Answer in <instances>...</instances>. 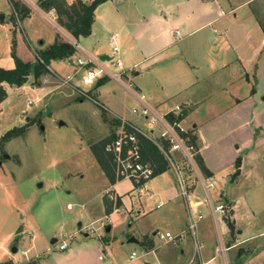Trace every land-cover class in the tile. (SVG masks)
Here are the masks:
<instances>
[{"label":"rangeland","instance_id":"374dc122","mask_svg":"<svg viewBox=\"0 0 264 264\" xmlns=\"http://www.w3.org/2000/svg\"><path fill=\"white\" fill-rule=\"evenodd\" d=\"M18 1L35 10L29 5V3L35 5V0H29V3L26 0ZM83 1L89 3V0ZM181 1L185 0L175 2L109 0L97 6L96 30L102 27L103 30L105 29V36H109L110 31L121 34L120 27L123 26L133 33L135 50L130 60L124 61V68L127 71L125 78L133 90L139 92L137 87L146 86L145 83L148 84V89H152L154 85L160 84L162 73L177 69L176 60L182 64L183 59L179 54L176 53L175 58L171 56L172 52H176L179 48L177 46L171 50L172 52L160 51L133 71L127 70L131 62L143 60L149 54L143 48L145 43H149V50L155 52L161 48V45H165L163 43L165 40H169L167 27L165 33L159 34L160 41L152 42L150 36L153 31L160 30L159 26L160 31L164 32L162 28L164 26L160 22L170 21L172 18L171 10L166 16L160 14L163 11L161 5L167 4L166 8L170 9L174 5H179ZM227 5L224 3V6ZM251 7L258 20L264 25V0L254 2ZM0 9L9 13L12 11L11 4L7 0H0ZM12 17L14 27H18L17 32L14 31L11 23H0V67L5 69L15 67L12 50L9 51L12 49L10 45L12 35L16 40L17 57L25 62H32L36 60L32 44L39 45L38 36L41 37L39 40H47L48 36L56 32L51 24L44 21H41L42 24L33 22L31 27L23 25L20 29L19 16L12 14ZM56 23L58 24L57 20ZM170 38L178 39L172 36ZM94 39L95 37L89 41L92 42ZM79 42L90 49L89 43L84 38H80ZM101 42L104 51L111 55V46L105 40ZM93 51L99 53L97 50ZM52 68L56 69L55 65ZM110 68L116 71L112 66ZM138 71L147 73L136 77L135 73ZM61 74L63 75L50 71V74L41 79L39 86L33 85L32 81L20 88L6 86L7 99L0 104V140L10 130L20 131V136L3 143V149L0 150V264H41L47 257L52 262L57 258L55 251L62 253L59 246L63 241L67 242L69 249H74L82 242L101 245L102 239L114 237L118 240L117 245L125 242L123 247L118 248L119 262L132 261L130 255L134 247H136L137 259L143 261L145 260L143 246H133V243L130 246L127 242L135 237L139 240L142 234L154 238L157 245L167 241L164 235L168 224L156 219L157 215L162 214L166 209H156L160 200L157 193L167 184L175 185V172L170 169L165 176L151 181V194L134 190L128 195L127 201L134 204L132 218L120 211L110 219H93L95 221L88 219L81 204L90 201L92 205H100L101 196L102 199H113L112 207L116 208L115 204L118 201L115 195L112 196L113 192L106 187L108 176L105 171L103 173L95 157L94 148L115 134L119 129L115 121H122L119 118L130 121L144 130L147 128L145 121L133 113V109L137 107L136 101L114 81L104 82L100 87L95 85L92 88L78 86L74 88L61 81L68 73ZM102 87L103 89L100 90ZM99 90L101 94H98ZM30 101L33 104H29ZM159 111L163 112L162 109ZM60 122H64L65 125L60 126ZM254 122H249L247 127V121H244L243 125L241 123L239 126L241 132L238 135L243 136L245 140L250 136L249 141L245 143L248 142L255 149L244 162L243 176L241 177L242 174L239 177L233 176L234 165L233 170H229L232 174L229 179L223 184L217 183L213 191V199L215 205L220 203L217 197L223 185L224 190H228L232 198L239 203L238 222L242 225V229L249 226L250 233L261 234L264 233V142L254 136L256 133V126L252 125ZM41 126H44V131L41 130ZM188 131L191 133L190 130ZM156 134H159L158 129ZM224 142L217 144L216 147L225 146ZM216 147L209 148L208 153L211 155L215 153ZM6 154L10 156L9 159L4 158ZM238 158L239 156L235 157L234 164ZM180 166L184 168L185 178L192 194L193 189L197 187L195 177L183 163ZM40 184L42 186H39ZM125 185L128 187L130 184L125 182ZM202 198H204L203 194ZM224 200L221 199L223 202ZM225 202L224 206L229 218L233 202H227V199ZM69 204L72 208H68ZM142 210L146 211L145 216L137 213ZM204 217V223L209 221L207 209H204ZM110 224L113 230L107 233L106 229ZM20 226H23V232L17 235ZM152 228L157 229L152 231ZM169 228L172 229L171 226ZM234 228L231 232L232 238L228 240L225 225L220 226L222 241L226 238L225 247L237 244L227 253L228 264H264V235L243 241V237L237 234V227ZM154 232H159L161 237L153 236ZM197 233L200 238L199 230ZM85 234L89 237L86 238ZM53 239H57L55 245L51 244ZM15 240H18V253L12 254L10 246ZM213 264H223L222 257L217 255Z\"/></svg>","mask_w":264,"mask_h":264},{"label":"crops","instance_id":"0c3cea01","mask_svg":"<svg viewBox=\"0 0 264 264\" xmlns=\"http://www.w3.org/2000/svg\"><path fill=\"white\" fill-rule=\"evenodd\" d=\"M7 1L11 4L9 0ZM35 1L34 6L38 9L34 11L30 9L31 12L28 16L19 17V28L21 29L23 25L31 27L33 22L42 24L44 21L49 25L51 24L56 32L48 36L47 40H39L41 37L38 36L39 45L34 46L32 44V48L35 49L34 52L51 46L58 40L59 36H62L59 30L62 28L56 23V13L53 10L49 12L42 11L38 7V0ZM175 1L170 0V2ZM256 1L258 0H185L181 1L179 5L170 7V9L166 8L167 4L161 5L163 11L160 14L166 16L168 11L171 10L172 18L170 21L160 22L164 26L162 27L164 32L160 31L161 27L159 26L160 32L158 30L153 31L150 36L151 41H160L159 34L165 33L166 27L169 36L178 39L175 40L169 37V40L163 42L165 45H161V48L155 52H151L149 43H145L143 48L149 54L143 60L131 62L127 69L128 72L133 71L142 63L151 60L160 51L170 52L177 46L179 47L176 52L171 51L173 58L177 53L183 59L182 64L176 60L177 69L175 71L162 74L160 72L162 75L159 80L160 84L154 85V89L151 86L152 89H148L147 83H145L146 86L140 85L137 88L153 107L158 111L159 109L163 110V112L159 111L161 114L173 113L178 115V113L184 112L182 126L186 130H190L197 138V154L202 158L207 171L211 174L209 177L204 176L212 180L215 189L218 182L223 184L232 175L229 170H233L235 157L238 156L242 158V177L244 162L255 151L248 142L245 143L249 141L250 136L245 140L243 136L238 135L241 132L239 128L241 123L243 125L244 121H247L246 126L248 127L249 122L255 121L252 123L256 126L254 136L259 137L258 139L264 142V28L251 7ZM66 2L72 4L75 0H66ZM224 3L228 5L224 6ZM11 10V13H9V11L5 12L0 9V14L4 15V20L0 23H11L14 27L12 14H16V12L12 4ZM95 23L96 15L92 34L88 38H84L90 46V49L86 48L87 51L93 55L110 57L104 51L101 41L105 40L111 46V35L118 34L125 67L124 61L130 60L135 50L133 33L127 27L122 26V28L120 27L121 34L117 31H110L109 36H105V29L103 30L100 27L96 30ZM17 30L18 27H14V31L17 32ZM12 36L10 38L11 47L16 41ZM93 37H95L94 41L90 42L89 40ZM11 50L9 49L10 52ZM93 50H97L99 53H95ZM53 65L56 69L52 68ZM51 68L61 76L63 75L62 72L69 74L73 73L75 69L71 65V61L54 62ZM143 71L136 72L135 76L140 77L147 73ZM75 82L74 84H77V81ZM100 90L98 94H101ZM219 141H226L224 142L225 146L216 147L217 144L221 143ZM211 147H216L213 156L208 153V149ZM114 169L113 177L116 182H111L106 176L108 179L106 187L113 192L112 196L115 195L119 199L121 206L113 208V199H102L101 196L100 205H92L90 201L81 204L84 206L82 208L85 216L91 221H95L93 219H110L120 211L125 212L129 218H132L134 204L130 203L129 200L127 201L128 195L134 190L151 194L150 182L155 181L158 177L165 176L172 168L168 162L167 171L153 176L141 189L133 181L121 179L116 167ZM125 182H129L130 185L127 187ZM239 183L240 180L237 184L239 185ZM218 192L217 200L220 202L219 204L224 205L226 199L227 202H233L229 218L227 217L224 223L219 225L215 223L210 208L204 204L203 192L198 185L193 189L190 197L186 198L181 195L180 184L176 175L175 185L167 184L166 187L160 189L157 193L160 200L156 209H166L162 214L157 215L156 219H160L161 223L168 224L166 233L170 232L174 236L182 235L183 238L178 242L167 239L166 242L159 245L148 234H142L137 243L129 242L131 238L127 242L128 245L131 246L133 243V246H143L142 249L145 251V260L143 261L135 259L119 262L117 260L118 248L123 247L125 242L117 245L118 240L114 237L102 239L101 245L82 242L74 249H69L66 242L67 249L65 251H60L62 253L55 251L56 260L53 259L54 261L51 262L47 257L41 264H188L191 262L213 264L218 254L219 237H223L220 229L221 225H225L226 238H232L228 219L233 227H237V234L243 237V241L264 235V233H250L249 226L245 228L243 226L244 229H242V225L238 222L240 215L238 201L232 198L228 190H224L223 185ZM221 199H225L224 202ZM199 203L202 205L198 206ZM108 208L111 211L110 214L107 213ZM204 209H207L209 214V221H206V223H204ZM196 211H201L204 218L198 221L195 235H193L189 230V221L191 217H196ZM137 213L143 216L147 214L145 210L137 211ZM96 215L98 216L94 217ZM170 226L172 229L169 228ZM108 228H110V231L107 233H111L113 226L110 224ZM155 229L152 228V231H155ZM198 230L200 238L198 237ZM157 233L154 232L153 236L158 237L160 234ZM245 234L247 235L244 236ZM85 237L88 238L89 235L85 234ZM226 238L223 241L224 244ZM235 246L237 244H231L228 251ZM135 248L132 249V253L135 252Z\"/></svg>","mask_w":264,"mask_h":264},{"label":"built area","instance_id":"2783aa9c","mask_svg":"<svg viewBox=\"0 0 264 264\" xmlns=\"http://www.w3.org/2000/svg\"><path fill=\"white\" fill-rule=\"evenodd\" d=\"M29 3V0H26ZM31 8H38L29 3ZM59 29V27H58ZM61 35L74 47L76 55L71 60L74 66V72L62 77V83L82 88H92L99 80L108 78L125 89L136 101L137 107L133 113L145 121L144 130L129 121L122 120V125L115 133V137L105 147V151L112 157L117 173L121 179L131 180L137 186L144 187L154 176V168L150 162L144 161L142 155L141 138H146L155 143L161 152L166 156L170 167L176 172L180 184L181 195L190 197L188 181L185 178L184 168L180 166L183 163L195 177L197 185L201 188L206 204L213 215L216 224L224 223L228 217L226 207L222 204L215 205L213 191L215 184L211 179L205 177L196 161V147L191 143L189 131L182 126V122H172L167 114H161L145 98V96L132 89L126 81L127 71L124 68L123 57L119 45L118 34H112L110 37L112 54L107 60H102L100 55H93L79 42V40L70 36L63 29H59ZM110 66L116 69L113 71ZM54 73V71L49 68ZM77 84L74 85V82ZM46 82V80H45ZM29 104H33L32 101ZM179 110V109H178ZM179 114V113H178ZM158 129V135L155 136ZM168 146V149L165 146ZM202 205L201 203L197 204ZM72 208V205L68 206ZM195 218H190L189 230L195 235L198 221L204 217L201 211L195 212ZM160 234L159 232L157 233ZM29 235L32 236L31 233ZM34 238V237H32ZM164 238L178 242L183 236H174L170 232L165 233ZM67 249L66 242L59 246L60 251ZM229 248L225 247L222 237H219V246L217 255L223 259V264L227 262V252ZM138 258L136 252L130 255V260Z\"/></svg>","mask_w":264,"mask_h":264},{"label":"trees","instance_id":"16d2710c","mask_svg":"<svg viewBox=\"0 0 264 264\" xmlns=\"http://www.w3.org/2000/svg\"><path fill=\"white\" fill-rule=\"evenodd\" d=\"M9 1L19 17L23 18L30 14V9L23 5L20 1ZM107 1L109 0H93L86 3L83 0H77L72 4H69L66 0H38V7L45 12L53 10L57 16L58 25L70 36L79 40L80 38H88L92 34L95 10L98 5ZM35 54L36 60L34 62H25L17 57L15 52V43H13L12 56L15 60V67L13 69L0 68V104L7 99L8 94L6 86L20 88L28 84L30 81H32L33 85L39 86L41 84V79L50 74L49 68L52 63L73 60L76 55V50L63 36H59L58 40L54 44L43 50H37ZM107 81H109L107 78L101 79L98 81L96 86L100 87ZM184 116V112H181L178 115L170 113L168 114V119L172 122H182L184 120ZM115 122L118 126L122 124L121 121ZM188 135L191 143L197 149V138L192 134V132H189ZM18 136H20V131L18 130L14 129L8 131L0 140V150L3 149V143L9 142ZM114 137L115 134L105 139L94 148V154L97 161L101 165L103 171H105L110 181L113 183L116 182V179L113 177L115 165L112 157L105 152V147L107 143L114 139ZM141 143L143 159L144 161L152 164L154 168V176L166 172L168 169V161L158 146L146 138H141ZM165 147L168 149L167 145ZM196 161L202 173L209 177L211 174L207 171L202 158L198 154L196 155ZM241 167L242 158L239 157L235 163L234 177L240 176ZM120 206L121 203L118 199L116 207L119 208ZM107 213H111L109 208L107 209ZM228 225L231 232H233L234 227L229 219Z\"/></svg>","mask_w":264,"mask_h":264},{"label":"water","instance_id":"95a60500","mask_svg":"<svg viewBox=\"0 0 264 264\" xmlns=\"http://www.w3.org/2000/svg\"><path fill=\"white\" fill-rule=\"evenodd\" d=\"M89 1H93V0H89ZM3 20H4V15H1V14H0V21H3ZM101 59H102V60H107L108 57H106V56H105V57H101ZM59 125H60V126H63V125H65V123H64V122H60ZM41 130L44 131V126H41ZM4 158H5V159H9L10 156L6 154V155H4ZM39 186H42V185L40 184ZM109 231H110V228H108V229L106 230V232H109ZM22 232H23V226H20L19 229L17 230L16 234H17V235H21ZM129 242H135V243H137V240L134 239V238H132ZM56 243H57V239H53V240L51 241V244H52V245H55ZM10 250H11V253H12V254H17V253H18V240H15V241L11 244V246H10Z\"/></svg>","mask_w":264,"mask_h":264}]
</instances>
